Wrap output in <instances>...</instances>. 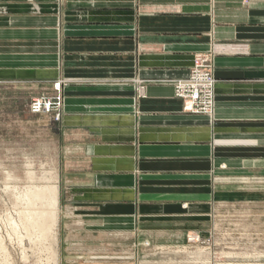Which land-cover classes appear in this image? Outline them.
Wrapping results in <instances>:
<instances>
[{
	"label": "crops",
	"instance_id": "obj_1",
	"mask_svg": "<svg viewBox=\"0 0 264 264\" xmlns=\"http://www.w3.org/2000/svg\"><path fill=\"white\" fill-rule=\"evenodd\" d=\"M199 54L211 115L175 95ZM0 82L60 99L37 116L56 132L60 216L81 233L198 224L264 175V0H0Z\"/></svg>",
	"mask_w": 264,
	"mask_h": 264
},
{
	"label": "rangeland",
	"instance_id": "obj_2",
	"mask_svg": "<svg viewBox=\"0 0 264 264\" xmlns=\"http://www.w3.org/2000/svg\"><path fill=\"white\" fill-rule=\"evenodd\" d=\"M7 84L0 82V217L12 225L13 243L7 244L16 260L13 264H45V241L34 237L38 242L33 244L19 214L28 170L38 176L52 170L59 174L56 132L31 111V90ZM240 178L250 181L239 182L243 189L214 197L208 219L194 225L148 222L135 236L88 234L61 214L59 264H264V175ZM2 223L0 218L7 237ZM20 245L27 249V263L18 259Z\"/></svg>",
	"mask_w": 264,
	"mask_h": 264
},
{
	"label": "bare ground",
	"instance_id": "obj_3",
	"mask_svg": "<svg viewBox=\"0 0 264 264\" xmlns=\"http://www.w3.org/2000/svg\"><path fill=\"white\" fill-rule=\"evenodd\" d=\"M29 166L31 167L32 164H29ZM59 179V174L56 170L43 172L42 176H38L35 170L29 169L27 172L28 184L25 187V196L22 198L25 201L20 206V220L26 229L27 235L33 239V244L36 245L38 242V240H36L37 242L34 241V237L45 241L47 256V263L45 264H59L58 224L61 212ZM11 214L9 212L6 216L12 224ZM0 218L4 226H6L7 233V237L2 234L0 226V264H13L16 260L13 252L10 250L9 243L7 244V240L11 244L13 243L12 225L10 227V225L6 224L4 216ZM21 248L20 252L22 256L18 259L27 263L29 259L27 249H23L22 246Z\"/></svg>",
	"mask_w": 264,
	"mask_h": 264
},
{
	"label": "built area",
	"instance_id": "obj_4",
	"mask_svg": "<svg viewBox=\"0 0 264 264\" xmlns=\"http://www.w3.org/2000/svg\"><path fill=\"white\" fill-rule=\"evenodd\" d=\"M212 58L209 54H199L195 58L190 75L186 79H180L175 84V95L182 99L188 109L194 113L212 114L216 105V78L211 69ZM59 86V84H58ZM61 101L58 98L37 97L30 103L31 111L35 114L51 113L60 108ZM56 118L60 114L57 111Z\"/></svg>",
	"mask_w": 264,
	"mask_h": 264
}]
</instances>
